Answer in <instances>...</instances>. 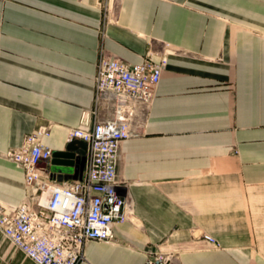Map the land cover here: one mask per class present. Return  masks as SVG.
I'll return each mask as SVG.
<instances>
[{
  "label": "crops",
  "instance_id": "crops-1",
  "mask_svg": "<svg viewBox=\"0 0 264 264\" xmlns=\"http://www.w3.org/2000/svg\"><path fill=\"white\" fill-rule=\"evenodd\" d=\"M149 53L168 64L117 168L134 213L80 264H144L164 242L177 264H264V0H0V200L27 193L7 150L48 126L63 151L94 110L101 55ZM0 264L34 263L0 232Z\"/></svg>",
  "mask_w": 264,
  "mask_h": 264
},
{
  "label": "built area",
  "instance_id": "built-area-1",
  "mask_svg": "<svg viewBox=\"0 0 264 264\" xmlns=\"http://www.w3.org/2000/svg\"><path fill=\"white\" fill-rule=\"evenodd\" d=\"M151 56L147 54L138 64L100 56L95 108L68 133V143L80 140L87 145L82 179L56 181L41 167L54 154L43 143L51 136L48 126L25 136L21 146L3 154L23 170L27 198L16 207L0 202V232L34 264H80L90 242H116L115 225L125 224L133 215L132 196L115 192L124 183L117 168L123 143L142 134L168 64L167 56L158 63ZM203 238L208 245L219 247L213 237ZM179 254V248L166 242L157 244L147 251L144 264H177Z\"/></svg>",
  "mask_w": 264,
  "mask_h": 264
},
{
  "label": "water",
  "instance_id": "water-1",
  "mask_svg": "<svg viewBox=\"0 0 264 264\" xmlns=\"http://www.w3.org/2000/svg\"><path fill=\"white\" fill-rule=\"evenodd\" d=\"M87 161V145L80 140L70 142L63 151H55L51 161L54 173L72 175L74 180L82 179Z\"/></svg>",
  "mask_w": 264,
  "mask_h": 264
},
{
  "label": "rangeland",
  "instance_id": "rangeland-1",
  "mask_svg": "<svg viewBox=\"0 0 264 264\" xmlns=\"http://www.w3.org/2000/svg\"><path fill=\"white\" fill-rule=\"evenodd\" d=\"M26 187V186H25ZM26 192H27V190H26ZM26 198H27V193H26V196H25V198L22 200V202L20 203V204H22L23 202H25L26 201ZM0 202L3 204V205H6V206H9V207H16V206H18V205H20V204H18V205H11V204H6V203H4V202H2L1 200H0ZM103 243V242H102ZM114 243H116L117 245L119 244L118 243V241H116V242H114ZM165 243V242H164ZM111 244H113V243H111ZM111 244H109V245H111Z\"/></svg>",
  "mask_w": 264,
  "mask_h": 264
},
{
  "label": "bare ground",
  "instance_id": "bare-ground-1",
  "mask_svg": "<svg viewBox=\"0 0 264 264\" xmlns=\"http://www.w3.org/2000/svg\"><path fill=\"white\" fill-rule=\"evenodd\" d=\"M115 192H116L117 195H121V191H120V189H118V188L115 189ZM114 244H116V243H113V244H111V245H114Z\"/></svg>",
  "mask_w": 264,
  "mask_h": 264
}]
</instances>
